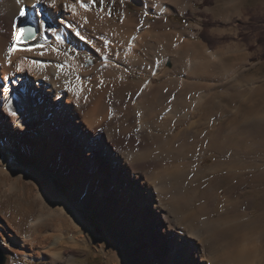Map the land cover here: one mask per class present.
<instances>
[{
	"label": "rangeland",
	"instance_id": "rangeland-1",
	"mask_svg": "<svg viewBox=\"0 0 264 264\" xmlns=\"http://www.w3.org/2000/svg\"><path fill=\"white\" fill-rule=\"evenodd\" d=\"M209 1L211 4L204 0H148V4L146 0H104L103 4L100 0H96L95 4L88 1L98 14L106 10L110 16L117 17L116 23L133 16V40L139 43L143 33L154 27L156 32L144 44L143 55L155 63V59L167 53L165 67L174 70L177 78L187 81L191 77V70L181 68L182 53L189 57L187 46L184 48L187 42H195L197 51H203L205 47L210 49L209 53L222 50L224 53L220 52L212 60L216 63L221 60L224 64L212 67L209 76L200 74L201 79L194 75L199 89L194 93L189 91L187 95H205L195 118V122L200 119L201 123L180 136L171 144L170 150L163 151L159 159H156L153 151L157 139L161 140V137L157 136L156 139L150 132L143 149L149 152L148 160L153 161L151 165L154 168L133 162L132 157L129 159L132 166L128 167L126 180H122L119 172L111 174L107 171L106 175L97 176L91 174L88 166L81 168L79 159L74 163L69 158L65 142L70 138L60 136L52 126L45 129L37 121L38 129L29 133L25 141L22 140V146L29 155L13 154L12 161L5 165L8 166V174L5 180L0 175V180L6 182L5 189L9 193L13 192L17 182L21 183L19 185L26 194L29 193L33 202V211L38 210L37 213L44 219L50 218L52 226L46 230L47 238L41 245L40 250L44 255L40 253V258L36 256L33 260L4 251V241L0 235V254L7 257L6 264H195L193 250L178 252L181 239L172 241L170 237L159 241L154 236V232L163 233L159 229L164 223H169L175 234L184 231L185 235L194 237L198 245L203 243L212 264H233L238 256L237 251L245 244H250L253 252L243 264H264V45L258 44L259 36L264 34V24L261 23L264 20V7L260 0H247L241 9V4L236 5L232 0ZM5 2L0 0V30H9L13 35L16 32L13 24L18 22L21 26L25 21L24 17L17 15L23 5L34 8L39 5L41 10L53 13L50 3H22L18 9L13 7L15 2L10 0L13 5L8 9ZM44 4L47 5L45 9ZM159 4L169 9L166 15L162 16L156 11ZM67 5L70 10L71 3ZM208 23L210 26L205 33L212 39V46L201 37ZM51 27L60 32L56 24L53 23ZM243 34H247V39H243ZM46 46L58 49L64 55L81 58L85 67L97 66L102 61L93 53L75 49L71 42H62L59 47H54V40L48 39ZM209 53V58L199 53L198 56L204 59L199 63L196 61V64H200H197V68L190 66V69H198V73L211 59ZM150 76L151 72L136 69L129 82L147 80ZM31 79L35 82L34 78ZM165 80L166 77L155 79L160 84ZM171 87L162 90L164 96H173ZM134 97L135 94H126L121 101L122 112L129 109ZM170 101L169 98L162 99L161 105L164 107H158L159 114L163 112L160 118L165 116L166 104ZM230 120L232 123H229ZM189 125L187 120L178 123L175 132ZM209 126L215 130L211 132ZM122 131L121 125L112 130L115 133V150L122 153L133 151V144L129 145L123 139ZM132 133L135 134V130ZM4 139L0 136V151L13 150L14 145L19 147L16 139L11 138L10 141L8 138V143ZM69 143L68 146L73 147ZM221 143L225 144L224 148L220 147ZM209 151L211 154L207 155ZM202 157L205 172L200 181L192 184L188 178H183L180 182L169 184L171 186L166 187L169 192L163 195L164 208L155 215L154 200L147 205L143 198L146 183L142 182L146 179L147 182H154L158 176L168 175L175 168L193 169ZM61 159L67 164L60 166ZM94 160L98 161L96 155ZM133 167L138 170L137 173L140 171L144 179L135 185ZM52 190L59 193L62 200L52 195ZM170 201L179 205L180 214L171 211ZM69 211L81 219L84 227L72 222ZM61 212L70 215L62 218L58 215ZM206 218L227 223L229 229L224 232L202 228L199 220ZM190 225L196 227L197 231L194 227H188ZM63 242V246H67L71 252L57 255L59 259L62 256L59 260L54 255L55 251L62 249Z\"/></svg>",
	"mask_w": 264,
	"mask_h": 264
},
{
	"label": "bare ground",
	"instance_id": "bare-ground-1",
	"mask_svg": "<svg viewBox=\"0 0 264 264\" xmlns=\"http://www.w3.org/2000/svg\"><path fill=\"white\" fill-rule=\"evenodd\" d=\"M12 1L15 2L14 5L10 0H6L5 6L8 9L12 5L18 8L22 3L34 2V0H21L20 3L17 0ZM88 1L84 0L85 3H88ZM69 2L71 3L70 10L64 9L62 5ZM146 3L148 4V0H146ZM52 10L53 13L49 10L43 11L38 5L34 13H30L26 9V16L24 17V20L28 17L34 19L38 17V19H35L37 23L42 19L49 26L54 23L60 27V32H46L39 27L37 36L27 42L29 45L43 44L45 46L43 49L16 51L9 57L8 48L14 43V37L17 33L15 32L13 35L9 30H0V136L4 137V141L7 143L9 140L11 141V138H14L19 144V147H17L18 145L13 146L14 151L9 149L0 151V175L3 176V180L8 174V166L5 165L12 161L13 154L29 155L28 150H25L22 146V140L29 137V133L31 134V132L38 129L37 121H40V125L45 129L52 126L60 136L66 135L69 137L73 147L68 146L67 142L69 141L67 139L65 143L70 153V160L75 163L79 159L80 167L88 166L92 175H106L107 171L111 174L119 172L122 180H126L128 167L132 166L130 162L132 157L133 162L154 168L151 165L153 161L148 160L149 152L143 149L149 133L151 132L156 139L157 136L161 137V140L157 139V145L153 151L157 157L156 159H159L158 157L163 155V151H167L169 147L172 148L171 144L176 142L180 136L187 134L201 123H199L200 119L195 122V118L200 112L201 102L205 100V95L202 94L196 97L194 94L188 97L187 94L190 93L189 91L194 93L199 89V86L197 87L195 83L197 75L198 78H200V74L209 76L212 67L224 64V61L220 60V63H216L212 60L220 52H224L219 50L209 53L210 49L207 47L202 49L203 51H197L194 48L195 42L185 43L184 48L187 46L186 52L189 54V57H187L192 59H188L182 53L183 63L185 60L187 61L185 65L182 63L181 68L183 66L191 70L190 79L184 81L177 78L174 70L166 69L167 53L163 56L161 54L158 60L155 59V63L154 60L151 61L143 55L144 44L156 32L154 27L148 31L145 30L146 32L143 33L144 35L139 43L133 40V16L121 23H116L117 17L110 16L106 10H102L98 14L91 6L88 9L81 7L79 0H57V6ZM156 11L164 16L169 12V9L167 10L164 4H159ZM15 17L18 18L16 15ZM69 24L72 27H69ZM77 31L80 32V36H77ZM81 36L85 38L81 39ZM48 39L54 40V47H59L62 42H71L75 49L93 53L102 61L97 66L85 67L81 58L64 55L47 47L46 41ZM102 39H104V42ZM21 40L24 41L23 37H21ZM106 41L108 42L106 43ZM41 51L44 52V55H39ZM199 53L207 58H209L207 56V53H209L211 59L206 61V64L204 63L205 65L203 64L204 66L197 73L198 69L194 71L190 69V66L195 68L199 60L204 59L198 56ZM184 56L186 59H184ZM9 58L12 61L11 64L8 63ZM33 61H42L44 64L33 63ZM196 61H198L197 64ZM59 64H64L65 67L60 70L56 67ZM17 66L22 70L18 71ZM136 69L151 72V76L146 78L147 80L140 81V79L136 82H129L132 72ZM157 71H159V75L156 76ZM163 77H166V80L162 81L161 84L155 81L156 78ZM31 78H34L35 82ZM170 87L173 96H164L165 92L162 93V90H169ZM127 93L135 94V97L133 103L129 105V109H124L122 112L121 101ZM164 98H169L171 101L166 104L165 116L160 118L163 112L160 115L158 107H164L161 105ZM157 118V122H154ZM186 120L190 123L189 127L176 133V125ZM229 123H232V121L230 120ZM118 125L122 126L121 135L123 139L129 145L133 144V151L129 150L122 153L123 151L115 150V133L112 130ZM134 130L135 134L132 133ZM210 130L212 132L215 128L214 130L210 128ZM8 138L10 139L8 140ZM220 147L224 148L225 144L221 143ZM209 154H211V151L207 155ZM60 155L62 154L60 153ZM95 155L98 157V161L94 160ZM204 157L198 160L195 168L187 170L175 168L172 173H167L168 175L165 176L160 173L162 177L158 176V179H155L154 182H147V179H143V181L142 175L139 174L140 171L137 173L138 170L136 171L133 167V169L131 168L133 184L135 185L140 181L146 183L143 186V198L146 204L148 203L147 205L151 200H154L153 208L156 215L158 212L161 213L164 208L162 201L164 200L163 195L169 192L167 188L176 182H180L183 178H188V181L192 184L200 181L202 174L205 172L202 167ZM59 162L60 166L67 164L66 161L62 162V159ZM1 181L0 235L4 241L2 249L6 252H13L23 259L33 260L36 256H41V245L47 238L46 230L52 226L51 221H49L51 219L48 218L47 220L46 217L45 220L41 214L37 213L38 210L33 211V202H31L29 193L27 192V195L22 186L19 185L21 183L17 182L13 192L9 193V190L6 191L5 189L6 182ZM51 194L62 200L60 194L55 190H52ZM168 204L172 212L177 215L181 213L178 204L173 201ZM67 214L70 215L66 212H61L58 215L64 218ZM71 214L72 222L76 226L84 227L81 219L77 215ZM199 222L201 227L207 230L214 229L227 232L228 226H230L227 223H218L207 218L200 219ZM188 227L194 226L190 225ZM194 228L197 231V228ZM159 230H162L163 233L154 232V236L158 237L159 241L168 240L170 237H172L170 238L172 241L176 238L181 239L182 244L178 252L191 249L195 254V264H212L210 256L207 254V248L203 243L198 245L194 237L185 235L186 232L184 233V231L182 234H175L169 223L167 225L164 223ZM61 244L62 249L55 251L54 257L56 258L57 255L63 252H71L70 249H67V246H63L64 242ZM252 252L253 248L250 247V244L249 246L247 244L242 245L237 251L238 256L233 264L245 263ZM46 256L43 258H49ZM11 264L16 263L12 262Z\"/></svg>",
	"mask_w": 264,
	"mask_h": 264
},
{
	"label": "snow or ice",
	"instance_id": "snow-or-ice-1",
	"mask_svg": "<svg viewBox=\"0 0 264 264\" xmlns=\"http://www.w3.org/2000/svg\"><path fill=\"white\" fill-rule=\"evenodd\" d=\"M18 3L21 2V0H17ZM50 3L51 7L52 8H55L57 6V0H34V4H40V3ZM80 2V6L81 7H84L85 9H88L89 7V3L91 4H95L96 3V0H89V3H85L84 0H79ZM101 4H103L104 0H100ZM62 7L64 9H67L68 8V5L67 4H64L62 5ZM26 9H27V5H24V7H21L19 9V17H25L26 16ZM110 15V13H109ZM38 24H39V27L40 29L46 31V32H56L57 29L55 28H52L51 26L47 25L45 23L44 20H39L38 21ZM69 27H72L71 24L68 25ZM13 27L15 28L16 30V33L17 35L14 37V43L12 44L11 47L8 48V53H9V57L12 53L16 52V51H32L34 49H43L45 46L43 44H35V45H29L27 44V41L24 40L22 41L21 40V37H25V35H27V37L30 39L33 37L34 33L37 31L36 29L32 28V27H21L19 26V23L16 22L13 24ZM77 36H80V32L77 31L76 32ZM59 38V37H58ZM85 37L81 36V39H84ZM55 51H59L58 49H56ZM39 55H44V52L41 51L39 53ZM8 63L11 64L12 61L11 59L9 58L8 60ZM33 63H40V64H44V62L42 61H33ZM58 69L62 70L65 65L64 64H59L56 66ZM17 70H22L19 66H17Z\"/></svg>",
	"mask_w": 264,
	"mask_h": 264
},
{
	"label": "water",
	"instance_id": "water-1",
	"mask_svg": "<svg viewBox=\"0 0 264 264\" xmlns=\"http://www.w3.org/2000/svg\"><path fill=\"white\" fill-rule=\"evenodd\" d=\"M46 6L44 5L43 6V9H45ZM37 8H34L32 7L31 5H27V10L30 12V13H34V11L36 10ZM36 19V18H35ZM34 18H27L23 24V27H32L34 29H36L37 31L34 33L33 37L32 38H28L27 35H25V37H23V40H26L27 42L31 41L32 39H34L37 34L39 33V25L37 23V21L35 20ZM7 262V257L1 253L0 254V264H6Z\"/></svg>",
	"mask_w": 264,
	"mask_h": 264
},
{
	"label": "trees",
	"instance_id": "trees-1",
	"mask_svg": "<svg viewBox=\"0 0 264 264\" xmlns=\"http://www.w3.org/2000/svg\"><path fill=\"white\" fill-rule=\"evenodd\" d=\"M207 4H211V2L209 1V0H204ZM261 23H263L264 24V20H262L261 21ZM249 26L251 25L250 23L248 24ZM210 26V24L208 23L207 24V26H206V24H205V29L201 32V37L209 44V45H213V41H212V39L209 37V36H207V34L205 33V30H206V28L207 27H209ZM254 27V26H253ZM243 39H247V34H243ZM258 44H260V45H264V34L263 35H261V36H259V38H258Z\"/></svg>",
	"mask_w": 264,
	"mask_h": 264
},
{
	"label": "crops",
	"instance_id": "crops-1",
	"mask_svg": "<svg viewBox=\"0 0 264 264\" xmlns=\"http://www.w3.org/2000/svg\"><path fill=\"white\" fill-rule=\"evenodd\" d=\"M233 2L236 3V5H240V9H241V6H245L246 3H247V0H232ZM262 6L264 7V0H260ZM240 12L242 13V11L240 10Z\"/></svg>",
	"mask_w": 264,
	"mask_h": 264
}]
</instances>
